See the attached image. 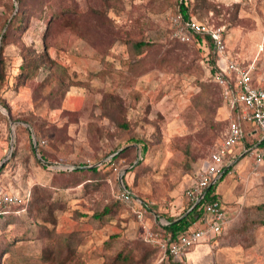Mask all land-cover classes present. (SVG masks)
Returning a JSON list of instances; mask_svg holds the SVG:
<instances>
[{
  "label": "rangeland",
  "instance_id": "rangeland-1",
  "mask_svg": "<svg viewBox=\"0 0 264 264\" xmlns=\"http://www.w3.org/2000/svg\"><path fill=\"white\" fill-rule=\"evenodd\" d=\"M107 1L0 0L1 187L22 192L46 186L58 205L54 223L45 225L55 224L61 233L80 232L79 253L68 264H101L122 246L138 259L147 245L153 250L148 264H264L262 164L243 159L227 174L232 197L224 201L230 228L196 243L180 260L162 257L163 235L146 240L134 214L116 198L121 179L164 217L183 214V195L194 169L227 128L228 114L207 65V49L174 36L170 19L181 12L180 2L190 18L222 28L227 51L253 65V75L264 83V0ZM49 5L75 12L56 16L44 39L41 16ZM18 10L26 18L25 28L6 31L9 15ZM99 11L103 14L95 13ZM132 40L148 46L130 71L125 64L131 61ZM44 51L54 64L46 60L26 78L21 64ZM200 82L213 84V95L200 96ZM123 121L128 127L118 125ZM79 166L96 171L70 172ZM39 194L37 190L35 197ZM43 205H49L47 200ZM104 205L111 208L110 215L94 219ZM37 213L33 201L31 216L22 213L9 223L0 219V233L5 227L10 229L6 239L26 235L17 244L38 254L47 241ZM114 234L106 250L104 241ZM5 257L0 256V264Z\"/></svg>",
  "mask_w": 264,
  "mask_h": 264
},
{
  "label": "built area",
  "instance_id": "built-area-1",
  "mask_svg": "<svg viewBox=\"0 0 264 264\" xmlns=\"http://www.w3.org/2000/svg\"><path fill=\"white\" fill-rule=\"evenodd\" d=\"M170 21L174 26V36L181 41H191L193 34H207L211 38L217 58L215 65L208 62L207 65L213 69L212 79L220 88L228 112L227 128L223 138L213 145L201 161L194 179L185 190L188 210L194 209L196 215L189 229L172 236L164 230V220L158 221L154 229L146 218V201L134 195L121 179L118 181L116 198L134 214L145 231L146 240H156L157 234L163 235L159 243L162 257L180 260L186 257L190 247L221 234L226 226L224 204L218 198L206 200V194L210 185L223 175L225 160L232 150L239 147L241 154L253 159L254 166L264 162V146L246 144V133L241 127V122L250 123L253 132L264 138V85H253L254 66L239 62L227 51L222 28L185 18L181 12L173 15ZM230 156L233 158L235 155ZM28 197L29 192L13 193L0 185V217L9 213L12 207L25 204Z\"/></svg>",
  "mask_w": 264,
  "mask_h": 264
},
{
  "label": "trees",
  "instance_id": "trees-1",
  "mask_svg": "<svg viewBox=\"0 0 264 264\" xmlns=\"http://www.w3.org/2000/svg\"><path fill=\"white\" fill-rule=\"evenodd\" d=\"M18 4L22 3V0H16ZM105 4H110L109 1L106 0ZM21 6V5H20ZM10 8L13 9V3H10ZM59 10L57 11L55 5H49L48 11L44 12L41 16V19L46 24V29L44 33L42 34V37L44 39L49 38L50 35V29H51V23L52 20L56 16H60V13H69L72 14L75 12L74 9L68 8V7H63L59 5ZM92 11L94 9H91ZM179 10L181 11L182 15L185 18H189V12L187 7L184 6L182 1L180 2L179 5ZM97 14H103L101 11L95 12ZM68 15V14H67ZM67 15H65L67 19ZM7 28L6 31H9L11 29L13 30H23L25 28V23H26V18L24 17L23 11L18 10L15 12L13 15H9V20L7 22ZM5 34V33H4ZM3 34V35H4ZM194 42L197 46L200 48H205L206 50V61L210 65H215V61L217 58V55L213 51V43L209 35L207 34H193L192 35V41ZM148 43L144 42L143 40H132L128 42L129 45V55L131 56V61H129L126 65V69L133 71L135 70L139 65L138 63V55L143 52L144 48ZM32 50L28 49L27 53L29 55H32ZM47 60V61H46ZM49 63V66L53 65L54 62L53 60L48 58L47 52H41L34 57H28L25 58L24 64H21V73L24 74L26 78H30L36 74V70L39 68L40 64H43L44 62ZM103 64L106 65V60L102 59ZM136 63V64H134ZM211 73L213 69H210ZM23 76V77H24ZM3 80V75H2V70H0V83ZM119 83V82H118ZM122 84V83H119ZM125 84V83H124ZM124 86V85H123ZM199 86L201 87L200 89V96H203V94H208L206 97L208 98L209 96L213 95L214 93V86L213 84L207 83V82H200ZM110 100H113L110 98ZM109 102L111 103V101ZM120 127H128L127 122L123 121L121 123H118ZM131 141L137 143L139 139L137 138H130ZM145 147H142V151H145ZM90 171H96V167H90ZM84 168H73L70 169V172H75L77 174H81L85 171H89ZM76 181V180H75ZM75 183H78L76 181ZM215 189L214 185H211L207 191L206 194V200H212L215 199L216 196L213 193V190ZM40 191V196L35 197V192ZM32 193L34 197H32ZM47 200L49 205H43V201ZM33 201H36V210H38V213L34 215L35 217L38 216L43 220V224H40V228L43 231V234H41L42 237L46 239L45 245L42 247L40 252L38 254H29L25 250V245L20 243L17 244L18 240H23L26 235L24 236L23 234L16 236V237H11L8 239L7 234L9 236V230H7L5 227L3 228V231H1L0 234V242H2L3 248L0 249V256L6 255L5 257V264H68L71 260H73L77 255H78V244L80 240V232L77 230H73L67 233H61L56 231L54 228V225L52 227H47L45 225V221H48L50 223H54V214L53 210L56 208V204L58 205L57 201L52 198L50 193L48 192L46 186H40L36 185L32 190L29 191V197L26 201L25 204L23 205H18L15 206L9 213L3 215L0 217L4 223H9L11 220H16L20 216V214L24 213L28 216H31V207ZM189 204L187 202L186 204V211L177 216V217H166L168 220V224L164 225V230L166 232H169L174 236L178 232L185 231L189 229L192 225L193 222L195 221L196 215H195V210L191 209L188 210ZM53 208V209H52ZM40 211V212H39ZM22 212V213H20ZM111 213V208L108 205H104L103 209L100 212L93 213L92 217L94 219H102ZM155 229V225L152 226ZM8 232V233H7ZM116 235H111L110 238L106 241H104V247L106 250L111 249L112 247V241ZM153 253V250L147 245V250L140 254L138 256V259H134L133 254L131 253L130 249L126 246H122L119 248L115 253H113L111 256H105V259L102 261L101 264H148L149 263V258L151 257V254ZM170 258V257H169ZM172 259V258H171Z\"/></svg>",
  "mask_w": 264,
  "mask_h": 264
},
{
  "label": "crops",
  "instance_id": "crops-1",
  "mask_svg": "<svg viewBox=\"0 0 264 264\" xmlns=\"http://www.w3.org/2000/svg\"><path fill=\"white\" fill-rule=\"evenodd\" d=\"M242 63H244V62H242ZM252 83L255 86L256 85H260V86L264 85V83H262L261 80L256 78L254 75L252 77ZM224 107H225V105H224ZM226 111H227V109H226ZM227 114H228V112H227ZM241 127L244 130V132L246 133V136H245L246 144H256V145H258L260 147L264 146V138L259 133L253 132L252 125L250 123L241 122ZM231 154L235 155V156L232 158L230 156ZM231 154H229L227 156L226 160H225L223 175L216 182L211 184V185L215 186V189L213 190L212 194H215L214 196H216V198H218L220 201H222V203L225 206V214H226L227 222H226V226H225V228H224V230H223V232L221 234H225L226 231L230 228V225L232 224L230 222V216H229V213H228L230 210L226 208V203L224 201V200H230V197H232L231 191H230V187L231 186L228 183V175L227 174H229L232 169H236V167L238 165H240V162H242L243 159L247 161V164H250L251 161H252L251 164L253 163V159L251 157H249V156L247 157V155L245 156V155L240 153L239 147H235L232 150ZM261 164L264 165V162L261 163ZM200 165H201V161L198 163L197 167L194 169V172L192 174L193 176L188 181V184H187L188 186L190 185V183L194 179L196 172L200 168ZM224 177H226L227 179L226 178L224 179ZM2 188L7 190V191L13 192V193L25 194V193L29 192V189L28 190L25 189L22 192H18V191H14L12 189H8V188H6L4 186ZM219 194H222V198L220 197ZM225 195H226V198H225ZM183 196H184L183 197L184 198V202H185V204H187V198L185 197V195H183ZM141 199L145 200L146 203H147L148 212L146 214V218H147L148 223L151 226H154V225L156 226V223L158 221H160V220L166 221V224L169 223L168 220L166 219V217H164L163 215L159 214V212L157 210V207L152 205V203L149 202L146 198L143 197ZM238 207H240V206H238V205L233 206V208H238ZM253 222H255V221H252L251 223H253ZM259 223L260 224H264V222H259ZM221 234H219V235H221Z\"/></svg>",
  "mask_w": 264,
  "mask_h": 264
},
{
  "label": "water",
  "instance_id": "water-1",
  "mask_svg": "<svg viewBox=\"0 0 264 264\" xmlns=\"http://www.w3.org/2000/svg\"><path fill=\"white\" fill-rule=\"evenodd\" d=\"M83 167V166H82Z\"/></svg>",
  "mask_w": 264,
  "mask_h": 264
}]
</instances>
